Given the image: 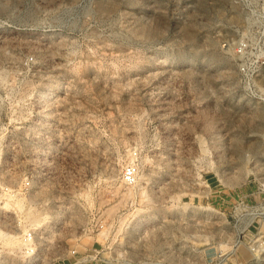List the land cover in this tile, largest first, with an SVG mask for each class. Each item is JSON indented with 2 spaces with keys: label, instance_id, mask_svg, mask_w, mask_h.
<instances>
[{
  "label": "rangeland",
  "instance_id": "obj_1",
  "mask_svg": "<svg viewBox=\"0 0 264 264\" xmlns=\"http://www.w3.org/2000/svg\"><path fill=\"white\" fill-rule=\"evenodd\" d=\"M25 174L0 228L32 264H264V0H0V177Z\"/></svg>",
  "mask_w": 264,
  "mask_h": 264
},
{
  "label": "built area",
  "instance_id": "obj_2",
  "mask_svg": "<svg viewBox=\"0 0 264 264\" xmlns=\"http://www.w3.org/2000/svg\"><path fill=\"white\" fill-rule=\"evenodd\" d=\"M239 53L243 54L244 51L242 48L238 51ZM245 67L241 68L242 72H245ZM138 165L135 163L128 164L123 171V182L124 184L128 186H132L136 184L137 177H138ZM33 186V180L32 177L25 174L21 179L16 180L13 183H9L6 180H4L2 177H0V196L1 199L6 198H17L19 196L25 195L29 193ZM264 209V207H263ZM22 242H23V249L22 252L26 256H34L36 253V243L35 238L33 236V232L29 230L28 232L24 233L21 236ZM252 252L256 251V246H253L251 248Z\"/></svg>",
  "mask_w": 264,
  "mask_h": 264
},
{
  "label": "bare ground",
  "instance_id": "obj_3",
  "mask_svg": "<svg viewBox=\"0 0 264 264\" xmlns=\"http://www.w3.org/2000/svg\"><path fill=\"white\" fill-rule=\"evenodd\" d=\"M131 152L129 151L128 154L126 156L129 155V159L132 160V157H131ZM134 159V158H133ZM2 176V175H1ZM132 187V186H131ZM130 188V187H129ZM132 190V188H131ZM128 191H130L128 189ZM131 192V191H130ZM143 196V195H142ZM0 199H1V196H0ZM9 200H15V203H16V207L18 208H21L22 207V199H17V198H14V199H11V198H8ZM11 203L8 202V201H5V206L8 207L10 206ZM38 222V220L36 221V223ZM23 231L26 233L28 232L27 231V226H24V229ZM22 236V235H21ZM21 236L16 233L14 234H11L10 232H6L4 230H2L0 228V240L4 243V245L8 246L9 249H11L10 251H14V249H18L22 255H24V253L22 252V249H23V242H22V239H21ZM224 247V245H222ZM226 246V245H225ZM233 248V247H232ZM37 259V256H29L26 260H25V264H32L34 261H36ZM14 260V259H13ZM5 261V260H4ZM225 261V259H224ZM143 264H150V263H143Z\"/></svg>",
  "mask_w": 264,
  "mask_h": 264
}]
</instances>
